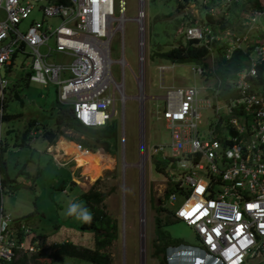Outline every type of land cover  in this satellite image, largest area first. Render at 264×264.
I'll return each instance as SVG.
<instances>
[{
	"label": "built area",
	"instance_id": "1",
	"mask_svg": "<svg viewBox=\"0 0 264 264\" xmlns=\"http://www.w3.org/2000/svg\"><path fill=\"white\" fill-rule=\"evenodd\" d=\"M199 1L213 14L216 5L210 4L212 0ZM239 1L243 0L219 3L222 7ZM143 2L137 0L135 15L130 17L136 22L141 66L145 50ZM118 3L115 14L114 0H45L39 4L41 19L32 18L22 27L21 20L32 8L30 2L0 0L5 12L0 19V67L10 66L15 52L26 55L30 80L57 84L58 99L71 104L72 114L81 124H105L113 114L116 95L122 105L126 97L121 79H115L110 69L111 62H118L122 77L127 64L123 54L117 59L110 57V38L115 31L122 37L123 21L128 18L123 14V0ZM250 9L247 19L241 21V31L195 22L181 27L183 36L195 44L209 49L218 46L226 58L235 50L245 57L244 64L225 78L227 93H221V86L201 91L188 84L168 86L158 97L161 106L155 109V117L169 129L170 150L153 144L149 155L159 152L161 159L174 161L178 175L165 174L166 185L173 189L164 199L172 203L177 193L182 196L170 212L191 226L197 236L196 244L168 246L162 264H264V83L254 79L257 64L264 60V25L255 37L246 30L264 15V0ZM49 16L59 18L53 27L44 21ZM50 36L53 46L47 44ZM41 44H46V52L39 50ZM52 50L71 56L69 77L61 78L62 63L47 58ZM191 68L205 72L199 64ZM7 85V78L0 75V110ZM219 102L225 115L219 113ZM201 107L213 109V118L199 131ZM77 147L81 148L79 143ZM29 234L32 237L23 219L3 210L0 197V264H14L37 249Z\"/></svg>",
	"mask_w": 264,
	"mask_h": 264
},
{
	"label": "rangeland",
	"instance_id": "2",
	"mask_svg": "<svg viewBox=\"0 0 264 264\" xmlns=\"http://www.w3.org/2000/svg\"><path fill=\"white\" fill-rule=\"evenodd\" d=\"M28 1L32 8L29 15L21 20L22 27L32 18L41 19L39 4L45 0ZM178 1L182 3V7H175L176 0H144L145 50L141 66L137 59L136 22L130 18L135 15L137 0H123V14L128 18L123 21L122 37L115 31L110 38L109 47L112 59L123 54L127 62L122 77L120 64L116 61L110 64L114 78L121 79V90L126 97L122 105L116 95L110 118L117 129L115 151L109 153L99 148L94 150L112 158V162H107L105 166H102L98 155L94 153L96 157L92 151L78 148L75 139L67 138L69 135H78L68 128L63 130L65 136L57 135L47 147L48 141L36 133L35 126L32 125L25 142L19 144L28 120L34 119L38 127L41 123L52 126L54 109L51 106L56 99L57 84L29 80L25 76L28 66L24 65L29 59L21 53L16 54L9 70L4 66L0 67L1 76L9 81H17V92L21 96V101L15 97L6 98L5 111L9 118L0 121V138L6 143L2 156L10 177L3 186L0 197L5 212L12 217H25L32 233L40 231L45 237V245L40 251H36L39 254L32 260L33 264H45L43 261L50 259L48 255L41 253L50 251L47 245L53 242L68 240L77 246H93V231L81 227L79 223L83 219L77 218L79 214L88 211L81 195L82 190L88 189L103 193L98 205L118 223L116 236L104 248L111 264H162L159 255L156 256L153 252L155 245L163 243L162 233L167 236V246L181 242L197 243L194 229L180 219L175 218L162 224L159 230H154L153 223L154 204L173 209L182 199L178 193L172 203L164 198L160 199L166 187L165 174L177 176L178 172L170 158L162 159V171L156 170L154 159H161L160 153L149 155L153 144H163L164 151L170 150L169 129L164 126L161 118L155 117V109L161 106V99L158 97L168 85L193 84L199 89H205L202 85L207 83L212 85L215 78L211 70L218 62L215 45L204 58L206 72L202 75L191 68L195 61L171 62L157 54L183 42L180 25L184 20L205 18L206 7L199 0ZM213 1L216 6L212 16L218 18L222 13L228 18V23L223 25L222 30L241 31V21L243 18L247 19L251 6L244 7L240 12L236 4L241 1L222 7L219 3L221 0ZM114 11L115 14L119 12L118 0H114ZM4 17L5 12L0 7V19ZM44 21L53 27L59 22V18L49 16ZM263 23L264 15H261L253 26L247 27L249 36L261 34ZM47 44L53 46L52 36L48 38ZM46 49V44L39 46L41 52H46ZM47 58L64 65L61 78L71 75L70 55L52 50ZM138 95L140 98H137ZM218 104L219 113L225 115L222 102ZM199 110L202 117L198 129L202 131L206 127L205 121L213 118V109L201 107ZM8 128L10 129L7 130ZM69 140L75 143L68 142ZM65 144L68 145L67 150L64 149ZM143 151L147 152L146 155ZM73 204L79 207L75 214L70 215L69 208ZM165 212L162 210L159 215L163 217ZM46 264L93 263L75 256L58 255Z\"/></svg>",
	"mask_w": 264,
	"mask_h": 264
},
{
	"label": "trees",
	"instance_id": "3",
	"mask_svg": "<svg viewBox=\"0 0 264 264\" xmlns=\"http://www.w3.org/2000/svg\"><path fill=\"white\" fill-rule=\"evenodd\" d=\"M187 1V0H185ZM247 1V0H245ZM241 1L240 4H234L239 7L240 12L247 7L254 8L259 7L261 4V0H248L249 3H245ZM245 3V4H244ZM182 3L176 0L175 7H182ZM204 21L209 24H216L217 26L223 28V25L228 23V18L224 14L219 16L218 18H214L212 14L205 11V18L198 19L193 21L191 19L184 20L185 24L192 23L194 21ZM192 39H184L183 42H179L176 45H173L163 51L158 52L160 56L165 59L170 60L171 62H185V61H195L197 63H201L206 66V62L204 61L205 56L208 53V49L204 45H195L192 43ZM217 54H218V62L217 66L213 69V74L216 75L217 81H215V85L219 82L221 86V93H227L228 90V82H225V78L230 77L233 73L240 68L244 64V57L245 54L241 53L239 50H235L233 55L229 58H224L223 55L219 52L218 46H216ZM256 83H264V60L259 62L256 67ZM16 81H13L8 86V92L5 94V97L1 103V111H0V121L3 119H8L9 114L5 111L6 105V98L7 97H15L21 101V96L17 92L16 88ZM51 108L54 109V115L52 120V126L46 125L45 123H41L40 132L38 133L42 138L46 139L48 143L54 141L57 135L62 134L64 129H71L72 131L77 132V136L74 137L72 135L67 136L68 139L76 140L77 143L80 144L81 147L87 148L92 151L93 154L95 153L100 157L102 166H105L107 162H112V158L102 153L101 151H94L96 148L102 149L104 152H113L115 151L117 145V129L115 123L109 119L105 122V124L98 126V127H89L81 124L72 114L71 105L69 103H61L57 99H55ZM32 125H37V122L32 119L28 120L26 126L23 128L21 133V138L19 144L24 143L26 140L27 133L29 128ZM8 128L7 130H9ZM81 134V136H79ZM71 141V140H70ZM73 142V141H71ZM6 143L0 139V186L1 191L4 185L7 184V181L10 177L6 171V163L5 159L3 158L2 154L5 149ZM85 150V149H83ZM88 150V151H89ZM91 152V153H92ZM94 154V155H95ZM95 155V156H96ZM97 157V156H96ZM154 168L158 171L163 170V160L160 162H154ZM173 187L171 185H167L163 191L162 197L163 199L167 196L168 192L172 190ZM81 195L83 197V205L87 208V212L91 215L90 221L82 220L79 225L83 228H88L93 231V246H77L68 240H63L60 242H53L48 244L47 246L50 248V251L41 253L42 255H48L49 260L48 263L52 261L58 255H68V256H75L82 258L84 260H88L93 264H111L109 259V255L104 250V248L111 242V240L116 236V231L118 227V223L115 218L111 215L105 213L102 208L98 205L103 197V193L99 192L96 189H88L86 191L82 190ZM154 216H153V223H154V230H159V227L162 224H165L172 219H175L171 216L169 210L161 204H154ZM165 210L166 214L164 216H160L159 212ZM19 218V217H17ZM177 219V218H176ZM42 238V243L44 242V235L38 234ZM163 236V243L154 246V255H159L160 262L163 263V256L162 253L165 249L168 248V239L167 236L162 233ZM37 254H32L31 258L34 261ZM35 258V259H34ZM17 264H23L22 258L18 261Z\"/></svg>",
	"mask_w": 264,
	"mask_h": 264
},
{
	"label": "crops",
	"instance_id": "4",
	"mask_svg": "<svg viewBox=\"0 0 264 264\" xmlns=\"http://www.w3.org/2000/svg\"><path fill=\"white\" fill-rule=\"evenodd\" d=\"M51 1H60V0H51ZM212 3H215V1H211V3L210 4H212ZM206 7V6H205ZM222 15V13L219 15V16H221ZM218 16V17H219ZM198 19V18H197ZM195 23H207V22H200V21H194ZM183 24H185V23H182V25ZM182 25H180L181 27H182ZM212 27H214V28H217V27H219V26H217L216 24H214V25H212V24H210ZM221 28V27H220ZM214 30H216V29H214ZM182 36H183V34H182ZM183 38L184 39H186L184 36H183ZM193 43V42H192ZM193 44H195V43H193ZM195 45H201V44H195ZM206 48H207V46H206ZM208 49V52H209V48H207ZM220 52V51H219ZM17 53H20V52H15V53H13V55H12V62H13V59H14V57L16 56V54ZM23 56H24V54H23ZM27 62V61H26ZM26 62L24 63V65H26V66H28V68L26 69V71H25V76L28 78V73H29V64H26ZM12 64V63H11ZM11 64H10V66H8V67H4L5 69H7V70H9V68L11 67ZM194 64H199V65H202L203 67H206V66H204L203 64H201V63H194ZM158 67V66H157ZM205 72H206V68H205ZM204 72V73H205ZM213 72V70H211V73ZM203 73V74H204ZM202 75V74H201ZM214 78H215V80H214V82H213V86H219L220 87V84H219V82H217V84L215 85V81H217V78H216V75L214 74ZM29 79V78H28ZM8 80V79H7ZM30 80V79H29ZM14 81H16V80H14ZM34 81V80H33ZM13 81H9L8 80V85H7V87H6V89H5V92L7 93L8 92V86L12 83ZM16 83H17V81H16ZM41 83V82H40ZM48 83V82H47ZM47 83H45V84H47ZM53 83V82H52ZM18 84V83H17ZM16 84V85H17ZM43 84V83H42ZM186 85H188V84H186ZM168 86H173V85H168ZM168 86H166V88L168 87ZM175 86H184V85H175ZM203 87H205V88H209V87H207V86H211L210 84H204V85H202ZM197 87V86H196ZM165 88V89H166ZM198 88V87H197ZM199 89V88H198ZM201 91H205L206 89H200ZM5 92H4V97H5ZM4 99V98H3ZM56 99L59 101V102H61V103H69V102H62V101H60L59 99H58V97H57V85H56ZM70 104V103H69ZM71 105V104H70ZM156 106H157V104H156ZM72 110V109H71ZM1 111V110H0ZM112 116V115H111ZM111 118V117H110ZM109 118V119H110ZM108 119V120H109ZM107 120V121H108ZM35 126V132L36 133H39L40 132V128L39 127H37L36 125H34ZM101 126V125H100ZM89 127H98V126H89ZM37 128V129H36ZM29 131H30V128H29ZM28 131V132H29ZM32 133H35L34 132V130H32L31 131ZM27 136H28V133H27ZM26 136V137H27ZM1 139V138H0ZM68 142H71V141H68ZM144 142V141H143ZM73 143H75V142H73ZM145 143V142H144ZM50 143H48L47 144V147H49L48 145H49ZM76 144H77V142H76ZM65 148L64 149H66L67 148V144H65V145H63ZM81 147V146H80ZM63 149V150H64ZM81 149H87V148H84V147H81ZM67 150V149H66ZM87 150H89V149H87ZM93 153V152H92ZM53 154V153H52ZM56 155V154H55ZM53 156H54V154H53ZM55 157V156H54ZM72 157V156H71ZM74 158H76V157H74ZM140 159V158H139ZM160 160L162 161V159H154V161H159L160 162ZM167 186V185H166ZM169 210V212H170V209H168ZM171 213V212H170ZM171 216H172V214H171ZM173 217V216H172ZM174 218V217H173ZM23 219V221L26 223L27 221V219L24 217V218H22ZM27 225V224H26ZM29 227V226H28ZM30 228V227H29ZM30 231H31V234H32V237H31V235L29 234V237H28V239L30 240V241H32V245H34L35 246V248L37 247V249H35V250H33L32 252H30V253H26V254H23V256L21 257L22 258V263L23 264H33V261H32V258H31V255L32 254H36V251L37 250H39L40 251V249L45 245L44 243H42V238L38 235V234H43L42 232H35V233H32V230H31V228H30ZM13 263L14 264H17L18 263V261H13Z\"/></svg>",
	"mask_w": 264,
	"mask_h": 264
},
{
	"label": "clouds",
	"instance_id": "5",
	"mask_svg": "<svg viewBox=\"0 0 264 264\" xmlns=\"http://www.w3.org/2000/svg\"><path fill=\"white\" fill-rule=\"evenodd\" d=\"M79 206L78 205H71L69 208V214H75L76 210ZM78 219H83L84 221H90L91 220V215L87 212V213H81L77 216Z\"/></svg>",
	"mask_w": 264,
	"mask_h": 264
},
{
	"label": "bare ground",
	"instance_id": "6",
	"mask_svg": "<svg viewBox=\"0 0 264 264\" xmlns=\"http://www.w3.org/2000/svg\"><path fill=\"white\" fill-rule=\"evenodd\" d=\"M119 20H121V17L119 18ZM142 99V98H141ZM141 101V100H140ZM70 141V140H69ZM86 151H88L87 149H85ZM142 165V161L140 162V166Z\"/></svg>",
	"mask_w": 264,
	"mask_h": 264
}]
</instances>
